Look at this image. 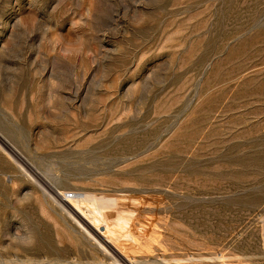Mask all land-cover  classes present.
<instances>
[{"label": "rangeland", "instance_id": "374dc122", "mask_svg": "<svg viewBox=\"0 0 264 264\" xmlns=\"http://www.w3.org/2000/svg\"><path fill=\"white\" fill-rule=\"evenodd\" d=\"M0 264H264V0H0Z\"/></svg>", "mask_w": 264, "mask_h": 264}, {"label": "bare ground", "instance_id": "6f19581e", "mask_svg": "<svg viewBox=\"0 0 264 264\" xmlns=\"http://www.w3.org/2000/svg\"><path fill=\"white\" fill-rule=\"evenodd\" d=\"M68 205V204H67ZM69 206V205H68ZM69 208L72 210V208L69 206ZM83 222H85L84 220H83Z\"/></svg>", "mask_w": 264, "mask_h": 264}]
</instances>
